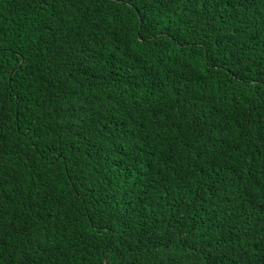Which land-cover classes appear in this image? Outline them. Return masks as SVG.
Returning a JSON list of instances; mask_svg holds the SVG:
<instances>
[{
	"label": "trees",
	"instance_id": "obj_1",
	"mask_svg": "<svg viewBox=\"0 0 264 264\" xmlns=\"http://www.w3.org/2000/svg\"><path fill=\"white\" fill-rule=\"evenodd\" d=\"M0 264H264V0H0Z\"/></svg>",
	"mask_w": 264,
	"mask_h": 264
},
{
	"label": "water",
	"instance_id": "obj_2",
	"mask_svg": "<svg viewBox=\"0 0 264 264\" xmlns=\"http://www.w3.org/2000/svg\"><path fill=\"white\" fill-rule=\"evenodd\" d=\"M14 70H15V69H13V70L11 71V75L13 74Z\"/></svg>",
	"mask_w": 264,
	"mask_h": 264
}]
</instances>
